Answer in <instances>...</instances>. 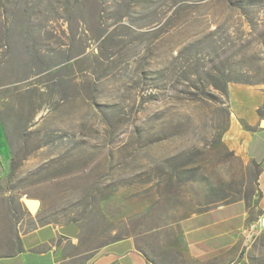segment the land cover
<instances>
[{"label":"rangeland","instance_id":"374dc122","mask_svg":"<svg viewBox=\"0 0 264 264\" xmlns=\"http://www.w3.org/2000/svg\"><path fill=\"white\" fill-rule=\"evenodd\" d=\"M234 86L264 96V0H0V237L74 223L60 264L127 239L197 264L181 221L262 198ZM241 256L264 264V230Z\"/></svg>","mask_w":264,"mask_h":264},{"label":"crops","instance_id":"0c3cea01","mask_svg":"<svg viewBox=\"0 0 264 264\" xmlns=\"http://www.w3.org/2000/svg\"><path fill=\"white\" fill-rule=\"evenodd\" d=\"M230 93L234 115L254 128L251 133L243 134L244 149L261 168L259 188L262 198L256 206L237 201L192 214L181 221L188 255L197 264H241L237 261L248 247L249 228L264 216V127L261 126L264 117L259 112L264 96L259 90L240 86L232 87ZM1 126L0 165L5 166L9 159L4 157H8L10 147ZM60 239L59 228L51 224L25 233L20 229L17 233L3 235L0 237V264H60L57 247ZM112 247H115L113 251L104 254L105 264L110 261L146 264V259L135 251L130 239L118 241L107 248Z\"/></svg>","mask_w":264,"mask_h":264},{"label":"water","instance_id":"95a60500","mask_svg":"<svg viewBox=\"0 0 264 264\" xmlns=\"http://www.w3.org/2000/svg\"><path fill=\"white\" fill-rule=\"evenodd\" d=\"M261 126L264 127V120L261 122ZM30 201L36 202L38 204V208H39L40 204H39V201H37V200L26 199L24 201V203L26 204V207L28 208V210L32 214H34V213L37 212L38 209L35 210V211H31L30 208H29V202ZM59 233L61 235H63V236L69 237V238H76L78 236V233H79V227L76 224H74V223H70V224L60 228L59 229Z\"/></svg>","mask_w":264,"mask_h":264},{"label":"built area","instance_id":"2783aa9c","mask_svg":"<svg viewBox=\"0 0 264 264\" xmlns=\"http://www.w3.org/2000/svg\"><path fill=\"white\" fill-rule=\"evenodd\" d=\"M251 235L264 230V216L258 218V220L251 224L249 228Z\"/></svg>","mask_w":264,"mask_h":264},{"label":"bare ground","instance_id":"6f19581e","mask_svg":"<svg viewBox=\"0 0 264 264\" xmlns=\"http://www.w3.org/2000/svg\"><path fill=\"white\" fill-rule=\"evenodd\" d=\"M29 208H30L31 211H35L38 208V204L36 202H34V201H30L29 202Z\"/></svg>","mask_w":264,"mask_h":264},{"label":"clouds","instance_id":"9594fccd","mask_svg":"<svg viewBox=\"0 0 264 264\" xmlns=\"http://www.w3.org/2000/svg\"><path fill=\"white\" fill-rule=\"evenodd\" d=\"M221 178H222L223 180L227 181L228 179H230V176H229V174H228L227 172H224V173L222 174Z\"/></svg>","mask_w":264,"mask_h":264},{"label":"trees","instance_id":"16d2710c","mask_svg":"<svg viewBox=\"0 0 264 264\" xmlns=\"http://www.w3.org/2000/svg\"><path fill=\"white\" fill-rule=\"evenodd\" d=\"M254 165H256V166H258V168H260V166H259L258 164H256L255 162H254ZM114 248H115V247H112V248H106V249H105V252L113 251ZM241 257H242V256H241Z\"/></svg>","mask_w":264,"mask_h":264}]
</instances>
